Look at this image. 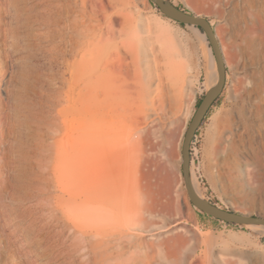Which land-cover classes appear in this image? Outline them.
Here are the masks:
<instances>
[{"label": "bare ground", "instance_id": "bare-ground-1", "mask_svg": "<svg viewBox=\"0 0 264 264\" xmlns=\"http://www.w3.org/2000/svg\"><path fill=\"white\" fill-rule=\"evenodd\" d=\"M211 1L242 39L245 71L210 161L221 185L264 186V0ZM136 22L128 0H0V264H201L172 227L151 242L129 226L101 178L99 112L115 99L105 70L128 64L129 99L157 132L189 90L177 66L188 50Z\"/></svg>", "mask_w": 264, "mask_h": 264}, {"label": "rangeland", "instance_id": "rangeland-1", "mask_svg": "<svg viewBox=\"0 0 264 264\" xmlns=\"http://www.w3.org/2000/svg\"><path fill=\"white\" fill-rule=\"evenodd\" d=\"M128 1L139 29L169 34L188 50L186 60L177 66L190 83L181 103L173 108V123L157 132L156 122L145 119L141 113L142 102L129 99L128 64L115 58L113 71L105 70L102 81L113 84L115 99L109 106L102 104L99 112V170L102 180H111L114 184L117 212L129 226L146 231L151 242L169 226L173 228L172 235L181 234L193 243L196 241L194 258L201 264H258L264 257V227L228 223L201 211L190 202L183 182L184 132L200 99L217 77L208 41L194 28L197 26L170 19L151 0ZM166 1L207 17L217 29L227 65L224 87L190 145V171L195 183L205 200L219 207L264 217V186L249 188L238 179L221 185L219 173L210 161L215 130L233 107L235 92L244 81L245 64L238 48L242 39L234 36L235 26L227 15L218 12L217 3ZM118 6L121 8L122 3ZM0 79L3 81L2 75ZM178 223L182 225L176 226ZM19 260L17 255L12 258L15 264H24Z\"/></svg>", "mask_w": 264, "mask_h": 264}, {"label": "water", "instance_id": "water-1", "mask_svg": "<svg viewBox=\"0 0 264 264\" xmlns=\"http://www.w3.org/2000/svg\"><path fill=\"white\" fill-rule=\"evenodd\" d=\"M161 13L170 19L182 24L195 25L205 34L208 44L213 53L216 69L217 82L216 85L208 90L200 99L195 111L187 125L181 143V172L183 182L186 188L190 202L201 211L228 223H243V224H264V217L256 215H248L235 210H229L219 207L213 202L200 198L194 191L191 183V152L190 145L192 139L200 126L203 118L207 114L210 107L216 101L221 93L226 76V67L222 55L219 42L215 36L214 30L207 17L185 11L173 3L166 0H151Z\"/></svg>", "mask_w": 264, "mask_h": 264}, {"label": "trees", "instance_id": "trees-1", "mask_svg": "<svg viewBox=\"0 0 264 264\" xmlns=\"http://www.w3.org/2000/svg\"><path fill=\"white\" fill-rule=\"evenodd\" d=\"M152 4H153V2H151ZM154 5V4H153ZM180 24H182V23H180ZM209 111V110H208Z\"/></svg>", "mask_w": 264, "mask_h": 264}]
</instances>
